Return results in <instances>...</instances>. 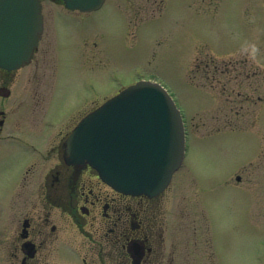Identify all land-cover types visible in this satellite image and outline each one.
I'll return each mask as SVG.
<instances>
[{"label": "rangeland", "instance_id": "1", "mask_svg": "<svg viewBox=\"0 0 264 264\" xmlns=\"http://www.w3.org/2000/svg\"><path fill=\"white\" fill-rule=\"evenodd\" d=\"M42 3L40 127H72L123 88L158 80L188 130L165 196V264L170 250L174 264H264V0H106L91 12Z\"/></svg>", "mask_w": 264, "mask_h": 264}, {"label": "flooded vegetation", "instance_id": "2", "mask_svg": "<svg viewBox=\"0 0 264 264\" xmlns=\"http://www.w3.org/2000/svg\"><path fill=\"white\" fill-rule=\"evenodd\" d=\"M41 43L26 65L0 67V264H165L172 184L153 197L125 194L89 164L67 161L75 124L51 133L36 115L46 95L39 73L49 49ZM251 181L244 188L253 192L259 183ZM212 222L208 213L211 241ZM168 254L174 264L175 251Z\"/></svg>", "mask_w": 264, "mask_h": 264}, {"label": "water", "instance_id": "3", "mask_svg": "<svg viewBox=\"0 0 264 264\" xmlns=\"http://www.w3.org/2000/svg\"><path fill=\"white\" fill-rule=\"evenodd\" d=\"M105 0H64L92 11ZM43 32L41 0H0V67L32 58ZM68 162L90 164L119 191L154 196L169 184L185 156L180 109L159 82L141 80L84 116L65 142Z\"/></svg>", "mask_w": 264, "mask_h": 264}]
</instances>
